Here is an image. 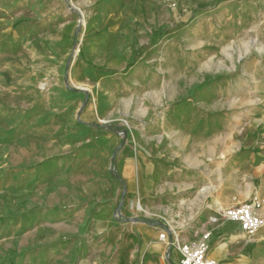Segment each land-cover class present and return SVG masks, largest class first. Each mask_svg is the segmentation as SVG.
<instances>
[{
	"label": "rangeland",
	"instance_id": "obj_1",
	"mask_svg": "<svg viewBox=\"0 0 264 264\" xmlns=\"http://www.w3.org/2000/svg\"><path fill=\"white\" fill-rule=\"evenodd\" d=\"M209 3L0 0V264H129V227L193 241L222 224L210 214L186 225L177 190L178 224L158 198L171 191L141 196L136 177L138 145L155 142L140 134L166 131L185 104L190 123L167 141L209 129L210 150L251 152L264 170V0L235 4L220 31L185 32L177 45L150 28L193 21L180 9ZM251 199L264 223V199Z\"/></svg>",
	"mask_w": 264,
	"mask_h": 264
},
{
	"label": "crops",
	"instance_id": "obj_2",
	"mask_svg": "<svg viewBox=\"0 0 264 264\" xmlns=\"http://www.w3.org/2000/svg\"><path fill=\"white\" fill-rule=\"evenodd\" d=\"M242 1L214 0L215 4L184 6L180 11L187 14L192 9L193 21L188 20L184 24L175 26H162L156 20L150 25V28L157 33L162 30L164 38L172 40V43L177 45L178 38H182L185 32L188 33L187 35L195 36V32L204 29L211 30L213 28L220 31V28L226 26L227 12L230 11L228 14H233L234 12L231 10H236L237 6L240 7L239 4ZM197 38L200 39V37ZM201 39L204 40V43L208 40ZM154 76L164 78L163 75L154 74ZM138 87L144 88L145 83L139 82L130 85V88L134 90H139ZM209 93L210 89L206 87L201 94ZM180 108H183L182 112L176 111L169 113L170 117H164L167 123L166 131L161 130L155 136H152L150 132L153 131L150 130L140 134L146 142L153 138H155V142L153 146H148L149 150L141 143L137 147L136 153L141 158H139L136 171L138 193L141 196H147L153 189L161 192L170 190L166 201L163 200V193L158 196L160 206L171 212L173 220L179 224L182 220L176 216L178 211L175 206L178 203H176L174 191L185 190L187 197H183L181 202L183 205H188V214L183 217L186 220V225L192 221H198L196 219H199L200 215H205L208 219L210 214L216 212L215 207L217 206L246 201L253 195L264 199V176L259 177L263 175L264 170H262V166L259 167L257 157L253 153L233 150L225 151L226 154H224L221 151L217 152L216 149L210 150L212 136L209 129H203L200 134L193 131L181 132L177 134L176 139L174 136L172 139L166 140L169 134L173 135L172 133L180 122L190 123L188 120L191 115L189 105L185 104ZM193 156L197 157L196 162L185 161ZM165 160L171 162L177 160L183 163L181 162V165L177 163L166 165L163 164ZM126 176H128L127 173ZM130 196L132 193L129 194L128 200L131 198ZM138 203L141 202L136 203L137 208ZM138 209H143V206ZM95 219L98 220V215H95ZM221 222L222 224L212 229L211 236L213 237L215 232V237L207 252L209 257L215 259L218 264H264V228L252 237L241 231L235 222L223 219ZM201 224L202 226L208 224V220L202 221ZM125 231L123 246H125L124 248L129 246L127 249L128 252H131L132 260L129 264H132L133 261H135L133 264H178L179 251L174 244H170L169 238L167 246L163 241L156 239L157 226L138 224ZM178 240L187 241L185 236Z\"/></svg>",
	"mask_w": 264,
	"mask_h": 264
},
{
	"label": "built area",
	"instance_id": "obj_3",
	"mask_svg": "<svg viewBox=\"0 0 264 264\" xmlns=\"http://www.w3.org/2000/svg\"><path fill=\"white\" fill-rule=\"evenodd\" d=\"M260 202L256 199L244 201L231 207L216 211L211 217L212 221L229 220L239 225L241 231L249 236L255 235L263 226V220L257 215ZM170 239L168 232L163 230L159 233L160 240ZM209 238L211 233L206 232L201 239L193 241L179 242L170 239V244H174L180 253L178 264H218L209 257Z\"/></svg>",
	"mask_w": 264,
	"mask_h": 264
},
{
	"label": "bare ground",
	"instance_id": "obj_4",
	"mask_svg": "<svg viewBox=\"0 0 264 264\" xmlns=\"http://www.w3.org/2000/svg\"><path fill=\"white\" fill-rule=\"evenodd\" d=\"M139 207L141 208L142 206H141V203H139Z\"/></svg>",
	"mask_w": 264,
	"mask_h": 264
}]
</instances>
